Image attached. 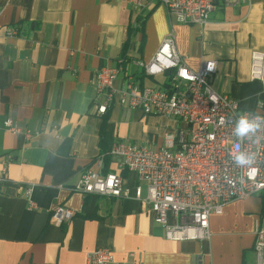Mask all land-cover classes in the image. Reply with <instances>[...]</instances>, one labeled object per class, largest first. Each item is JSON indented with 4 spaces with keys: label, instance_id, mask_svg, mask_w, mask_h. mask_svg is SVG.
<instances>
[{
    "label": "crops",
    "instance_id": "obj_1",
    "mask_svg": "<svg viewBox=\"0 0 264 264\" xmlns=\"http://www.w3.org/2000/svg\"><path fill=\"white\" fill-rule=\"evenodd\" d=\"M0 10V168L7 170L0 264H87L100 248L112 252V264H256L264 192L211 215L208 241L167 240L150 206L135 198L138 186L146 195L145 184L109 152L116 141L162 148L165 134L186 126L117 103L97 114L106 101L95 78L105 67L121 66L117 89L128 80L166 89L165 75L147 76L138 63H149L174 34L190 69L216 61L213 88L241 110L264 115V86L251 80L252 54L264 53V0L218 2L203 27L173 23L157 2L139 9L126 0H0ZM9 29L17 35L8 36ZM9 119L23 133L8 132ZM90 171L120 173L128 197L75 192ZM28 187L36 209L24 195ZM56 205L75 216L56 224Z\"/></svg>",
    "mask_w": 264,
    "mask_h": 264
},
{
    "label": "built area",
    "instance_id": "obj_2",
    "mask_svg": "<svg viewBox=\"0 0 264 264\" xmlns=\"http://www.w3.org/2000/svg\"><path fill=\"white\" fill-rule=\"evenodd\" d=\"M57 1V0H50ZM141 9L147 3L162 4L175 24H194L203 27L209 22L218 2L226 7L239 5L243 0H126ZM1 15V10H0ZM10 37L16 29L7 30ZM147 76L172 73L166 89L142 86L138 80H128L122 89L116 82L121 66H108L95 78V88L105 96L106 104L98 105L97 114L104 115L108 106L117 103L146 115L172 118L186 127L163 137V147L150 149L141 144L116 141L109 154L123 160L124 167L138 175L145 184L135 190V198L150 206L157 223L165 229L169 241H208L211 239L210 217L220 215L225 206L264 192V130L256 135L238 138L234 130L242 116L256 119L263 114L241 110L235 100L219 94L212 86L217 62L205 60L199 70L190 69L178 53L174 34L162 42L149 63H138ZM251 80L264 86V53L254 52L251 59ZM13 134L23 133L11 119L4 124ZM30 137L31 133L26 132ZM241 152L252 157L250 164L238 165L233 157ZM7 170L0 168V193L6 182ZM120 173L104 176L96 172L83 174L75 192L92 196L125 198ZM33 187L25 197L31 209ZM75 216L71 210L56 205L52 218L62 225ZM173 219V222L170 221ZM256 264H264V227L255 231ZM108 249H97L87 255V264H112Z\"/></svg>",
    "mask_w": 264,
    "mask_h": 264
},
{
    "label": "clouds",
    "instance_id": "obj_3",
    "mask_svg": "<svg viewBox=\"0 0 264 264\" xmlns=\"http://www.w3.org/2000/svg\"><path fill=\"white\" fill-rule=\"evenodd\" d=\"M264 130V118L259 116L256 119H249L247 116H242L235 127L234 135L238 138H245L249 134L256 135L259 131ZM234 161L238 165L250 164L252 157H249L246 153L241 152L239 155L233 157Z\"/></svg>",
    "mask_w": 264,
    "mask_h": 264
},
{
    "label": "trees",
    "instance_id": "obj_4",
    "mask_svg": "<svg viewBox=\"0 0 264 264\" xmlns=\"http://www.w3.org/2000/svg\"><path fill=\"white\" fill-rule=\"evenodd\" d=\"M164 75L167 77V84H166V87H165V88H169V87H171V86L168 85V81H169V79L172 78L173 74H172V73H166V74H164Z\"/></svg>",
    "mask_w": 264,
    "mask_h": 264
},
{
    "label": "rangeland",
    "instance_id": "obj_5",
    "mask_svg": "<svg viewBox=\"0 0 264 264\" xmlns=\"http://www.w3.org/2000/svg\"><path fill=\"white\" fill-rule=\"evenodd\" d=\"M154 138H156V136L154 135ZM144 146L148 147V148H151V149H154V146L151 144H149L148 146L145 144Z\"/></svg>",
    "mask_w": 264,
    "mask_h": 264
}]
</instances>
